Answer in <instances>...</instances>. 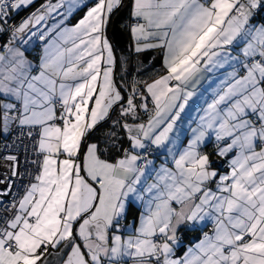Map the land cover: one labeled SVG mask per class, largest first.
I'll return each instance as SVG.
<instances>
[{
	"label": "snow or ice",
	"instance_id": "snow-or-ice-1",
	"mask_svg": "<svg viewBox=\"0 0 264 264\" xmlns=\"http://www.w3.org/2000/svg\"><path fill=\"white\" fill-rule=\"evenodd\" d=\"M121 2L98 0L76 25L61 20L37 35L33 28L81 0H48L19 24L12 14L34 0H0V131L26 129L42 157L15 213L0 216V264H46L60 248L69 250L64 264H264V21L254 22L264 0H133L135 52L163 49L165 73L134 81L127 97L105 34ZM33 37L44 42L35 62L18 46ZM225 66L192 138L174 151L171 134L193 89ZM117 107L113 124L129 147L108 160L88 136ZM209 134L219 156L234 154L227 173L200 151ZM169 144L172 167L145 186L149 150ZM132 196L145 209L138 226L122 225ZM209 223L177 255L178 229Z\"/></svg>",
	"mask_w": 264,
	"mask_h": 264
},
{
	"label": "crops",
	"instance_id": "crops-1",
	"mask_svg": "<svg viewBox=\"0 0 264 264\" xmlns=\"http://www.w3.org/2000/svg\"><path fill=\"white\" fill-rule=\"evenodd\" d=\"M97 2L98 0H81L82 6L74 8L73 10H71V12H69L67 8V4H65V7L62 8V12H61V9H59L60 15H57L55 13L52 14L45 22H42V27H40L39 30L47 31L45 29L48 28V26L53 25L56 22H58L60 18H61L60 21L63 20L62 27H72L76 25L79 22V20H81L86 15L89 8L94 7ZM32 5L26 8L22 7L21 9L27 10ZM128 13L129 15L127 17V20L123 24L124 26L123 29L125 31V37H126V48L131 50L133 53L137 54L139 61L140 60L145 61L147 59L146 54L156 53V55L160 58V66L162 68L161 75H163L165 73V68H164V63H163V60H164V50L163 49H149L142 53L135 52V47H134L135 39L131 32V25H129L130 23L134 25L136 22L135 18L132 15L133 0H130V8H129ZM255 21H264V11H260V10L257 11V14L254 18V22ZM45 25L47 27H45ZM39 30H37V35H39V32H40ZM106 31H107V27H106ZM105 34L107 36V32H105ZM109 37L110 36L108 33L107 38L112 44V40ZM38 41L39 39H37V37H33L32 40L29 41L28 44L23 45V46L28 49V48H31ZM39 44H40V48L38 52V58L41 55V50L44 46V42H40ZM26 50H24L25 53H26ZM230 70L231 69L228 66H225V68L223 69H216V70H213L212 72L203 73L202 78L199 80V82L196 84L195 88L193 89L196 95L193 96L192 99L189 100L188 105L185 107L184 112L181 113L180 119L177 121V125H176V128L174 129V132L171 134L172 139L175 141L174 151H180L184 147L187 146L188 142L190 141L193 135L192 129L197 127L198 118L200 115L203 114L202 112L203 108L206 107V101L208 102L211 101L213 90L215 89V87H217V85L219 84V81L223 79L224 75ZM119 71L120 70L116 64L115 71H114L115 77H116V73ZM89 107H91V104L89 105ZM122 135H124L126 138V141H127L126 145L128 148L129 140H128L125 130L122 131ZM208 145H217V141L215 140L213 134H209V136L205 139L204 143L202 144L200 148V151L204 154H207L208 156H210L209 152H213V160L215 161V163H213L209 157V160L211 162V168L215 169L218 173H227L230 170L229 163H230V160L233 158L234 154L229 153L228 156L221 157L217 154L218 148L212 149L210 151V148L207 147ZM172 146L173 145L169 144L168 146L161 147L159 149H155L153 147L155 150L159 152V154L156 157L149 158L153 160L154 164L150 166V171L152 174L149 175L147 180L144 182L145 186L148 183L154 182L155 171L158 170L162 165L172 167V164L170 163L171 155L167 152V147H172ZM39 158L41 162L42 157L39 156ZM145 199H147V196H145ZM144 209H145V205L143 201L137 200L134 196L130 197L129 198V211L127 213L126 219L121 222L122 225L129 224L133 226H138L140 213H142ZM208 225H211V223H209ZM205 228L206 227H204L203 225H197L196 229L193 230L190 225L181 226L178 229V235L181 239V247L178 249L177 255H180L182 254L183 251H186L188 246H191L194 243L198 242V238L202 237V231ZM126 234L127 233H125V235ZM68 251L69 250L67 248H60L56 250L50 249L49 255L45 258L46 264H64L65 260L67 259Z\"/></svg>",
	"mask_w": 264,
	"mask_h": 264
},
{
	"label": "trees",
	"instance_id": "trees-1",
	"mask_svg": "<svg viewBox=\"0 0 264 264\" xmlns=\"http://www.w3.org/2000/svg\"><path fill=\"white\" fill-rule=\"evenodd\" d=\"M46 1L48 0H38L29 9L27 10L20 9L18 12H14L11 17V23H14V24L20 23V21L26 19L28 16H30V14H32L42 5H44ZM123 8H126V19L122 21L120 27L124 31L123 24L127 20V17L129 15L128 12L130 8V0H122L120 7L115 9L113 13L111 14L109 18V22L107 24V31H106L107 36L110 31L111 22L113 18ZM129 25H131V27L133 26V24L131 23ZM5 39H7V37H5ZM39 48H40V44H38L34 49H31L26 52V55L34 62L38 59ZM113 50L117 58V63H116L117 67L120 70L119 72L116 73L115 79L120 85L126 97L127 95L130 94V89L133 86L134 81H141V82L147 81L150 83L153 79H155L156 77L162 74V68L160 65L158 67H154L150 63V60L154 58V56H152L151 59L149 60L146 59L145 61H142V60L139 61L137 54L133 53L128 48L120 49L117 46L113 45ZM146 58H147V54H146ZM118 119H121V117H120L119 108L117 107V108H114V110L111 112L110 117L107 120L99 123L97 127L88 136V142L98 143L102 149L107 150L106 152H103L102 155H103V158L108 159V160H113L116 157L120 156L122 154V149L127 148L126 138L124 135H122V131L124 129L113 124V121H116ZM141 119H146V116L143 114V112H141ZM13 126L16 129H20L19 127L15 125ZM11 128L8 132L0 131L1 138L4 135L9 134L11 132ZM109 133H115L118 139L110 138ZM114 143L117 145L116 147L113 146ZM216 146L217 145H208L207 147H209L211 151L212 149H216L217 148ZM158 154L159 152L155 155L151 153L149 155V158L156 157L158 156ZM36 155H37V148H36ZM209 155H210L209 156L210 160L213 163H215V161L213 160V152H209Z\"/></svg>",
	"mask_w": 264,
	"mask_h": 264
},
{
	"label": "built area",
	"instance_id": "built-area-1",
	"mask_svg": "<svg viewBox=\"0 0 264 264\" xmlns=\"http://www.w3.org/2000/svg\"><path fill=\"white\" fill-rule=\"evenodd\" d=\"M57 2L58 0L52 1V3ZM26 131V129H16L13 126L9 134L2 138L0 135V192L8 193L0 196V201L3 202L0 205V216H11L15 213L12 208L13 200H18L22 196L25 188L33 182V177L39 169L40 158L36 155L37 138L35 136L29 138ZM151 153L155 155L158 151L152 148L149 150V155ZM8 156H15L17 159L12 161L7 159ZM14 171L16 175H13ZM211 227L212 225H208L202 232L210 231Z\"/></svg>",
	"mask_w": 264,
	"mask_h": 264
},
{
	"label": "water",
	"instance_id": "water-1",
	"mask_svg": "<svg viewBox=\"0 0 264 264\" xmlns=\"http://www.w3.org/2000/svg\"><path fill=\"white\" fill-rule=\"evenodd\" d=\"M125 19H126V8H123L113 18L111 22V28L109 31V36L112 40V44L118 46L121 49H126L125 33L120 27L122 21ZM152 56H154V58L151 59ZM147 59L148 60L151 59L150 63L154 67H158L160 65V59L154 53L147 54Z\"/></svg>",
	"mask_w": 264,
	"mask_h": 264
},
{
	"label": "rangeland",
	"instance_id": "rangeland-1",
	"mask_svg": "<svg viewBox=\"0 0 264 264\" xmlns=\"http://www.w3.org/2000/svg\"><path fill=\"white\" fill-rule=\"evenodd\" d=\"M37 1H38V0H34V3H36ZM51 1H52V0H51ZM34 3H33V4H34ZM30 15H31V14H30ZM56 23H57V22H56ZM56 23H55V24H56ZM53 25H54V24H53ZM53 25L48 26V28H51ZM40 27H42V23H41V25L37 26L36 28H33L32 30H33V31H37V30H39ZM48 28H46L45 30H48ZM39 31H44V30H39ZM40 42H42V41L39 40V41L36 42L31 48H28V49H27L26 47H24L23 45H19V42H18V46H20V47L23 48L24 50L27 49V50L29 51V50H31V49H34V48H35ZM27 50H26V51H27Z\"/></svg>",
	"mask_w": 264,
	"mask_h": 264
},
{
	"label": "clouds",
	"instance_id": "clouds-1",
	"mask_svg": "<svg viewBox=\"0 0 264 264\" xmlns=\"http://www.w3.org/2000/svg\"><path fill=\"white\" fill-rule=\"evenodd\" d=\"M27 51H28V50H27ZM27 51H26V52H27Z\"/></svg>",
	"mask_w": 264,
	"mask_h": 264
}]
</instances>
